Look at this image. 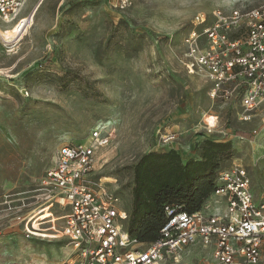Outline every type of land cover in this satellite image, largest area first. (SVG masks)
I'll return each instance as SVG.
<instances>
[{
    "label": "rangeland",
    "instance_id": "obj_1",
    "mask_svg": "<svg viewBox=\"0 0 264 264\" xmlns=\"http://www.w3.org/2000/svg\"><path fill=\"white\" fill-rule=\"evenodd\" d=\"M264 0H26L31 23L12 38L0 21V264H57L71 253L59 236L68 209L42 189L65 144L96 128L116 134L98 151L94 175L131 211L133 167L150 151L201 154L206 139L231 141L233 163L264 193V103L240 119L236 100L209 97L188 73L185 39L199 12L249 9ZM23 35V36H22ZM216 126L208 130L207 120ZM176 133L173 142L163 135ZM244 137V140L241 139ZM32 231V232H31ZM196 246L182 264H206Z\"/></svg>",
    "mask_w": 264,
    "mask_h": 264
},
{
    "label": "built area",
    "instance_id": "obj_2",
    "mask_svg": "<svg viewBox=\"0 0 264 264\" xmlns=\"http://www.w3.org/2000/svg\"><path fill=\"white\" fill-rule=\"evenodd\" d=\"M25 3L0 0V21L20 27V33L28 17L20 16ZM193 24L201 30L193 29L185 39L188 73L205 76L211 99L238 101L240 119L252 120L264 103V5L199 12ZM207 126L212 131L216 123ZM176 138V133L163 135L165 142ZM115 139L114 131L98 127L86 141L63 145L46 170L42 189L68 209L59 236L67 239L71 253L57 264H182L196 246L208 253L206 264H264V193L258 202L251 173L238 163L217 172L215 189L199 209L166 205L155 242L133 238L130 210L94 175L98 151Z\"/></svg>",
    "mask_w": 264,
    "mask_h": 264
},
{
    "label": "trees",
    "instance_id": "obj_3",
    "mask_svg": "<svg viewBox=\"0 0 264 264\" xmlns=\"http://www.w3.org/2000/svg\"><path fill=\"white\" fill-rule=\"evenodd\" d=\"M201 154L185 160L176 149L150 151L133 167L132 207L128 231L150 244L160 236L166 220V205L187 211L199 209L215 189L223 163L232 158L231 141L206 139Z\"/></svg>",
    "mask_w": 264,
    "mask_h": 264
},
{
    "label": "bare ground",
    "instance_id": "obj_4",
    "mask_svg": "<svg viewBox=\"0 0 264 264\" xmlns=\"http://www.w3.org/2000/svg\"><path fill=\"white\" fill-rule=\"evenodd\" d=\"M31 15V14H30ZM30 15L25 19V20H23L24 22L22 23V24H20L21 25V27H23V29L20 31V33H19V29H20V27H17V28H15L14 30H12V32H10V31H8L7 32V34H8V36H10L11 38H12V36L14 37L15 35H19V34H22L23 32V35L25 34V32H26V30H27V26H29L30 25V23H31V19H30V21H29V17H30ZM27 27V28H26ZM13 29V28H12ZM22 35V36H23ZM211 125H214L215 123H216V121H215V117L213 116V117H210L209 118V120H207Z\"/></svg>",
    "mask_w": 264,
    "mask_h": 264
},
{
    "label": "crops",
    "instance_id": "obj_5",
    "mask_svg": "<svg viewBox=\"0 0 264 264\" xmlns=\"http://www.w3.org/2000/svg\"><path fill=\"white\" fill-rule=\"evenodd\" d=\"M191 157H192V154H191V155H189L187 159H189V158H191ZM187 159H185V160H187ZM131 207H132V206H131ZM130 209H131V208H130Z\"/></svg>",
    "mask_w": 264,
    "mask_h": 264
},
{
    "label": "snow or ice",
    "instance_id": "obj_6",
    "mask_svg": "<svg viewBox=\"0 0 264 264\" xmlns=\"http://www.w3.org/2000/svg\"><path fill=\"white\" fill-rule=\"evenodd\" d=\"M125 2H127V0H125Z\"/></svg>",
    "mask_w": 264,
    "mask_h": 264
}]
</instances>
